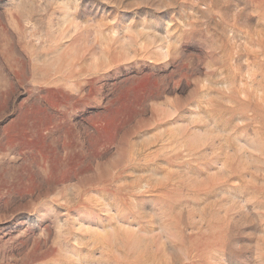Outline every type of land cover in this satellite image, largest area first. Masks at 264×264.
<instances>
[{"label": "rangeland", "instance_id": "rangeland-1", "mask_svg": "<svg viewBox=\"0 0 264 264\" xmlns=\"http://www.w3.org/2000/svg\"><path fill=\"white\" fill-rule=\"evenodd\" d=\"M0 264H264V0H0Z\"/></svg>", "mask_w": 264, "mask_h": 264}]
</instances>
